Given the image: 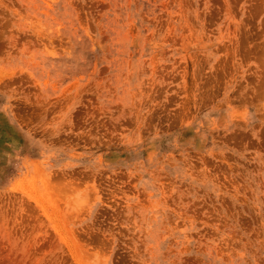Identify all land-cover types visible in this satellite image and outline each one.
Masks as SVG:
<instances>
[{
    "label": "rangeland",
    "instance_id": "374dc122",
    "mask_svg": "<svg viewBox=\"0 0 264 264\" xmlns=\"http://www.w3.org/2000/svg\"><path fill=\"white\" fill-rule=\"evenodd\" d=\"M0 264H264V0H0Z\"/></svg>",
    "mask_w": 264,
    "mask_h": 264
}]
</instances>
